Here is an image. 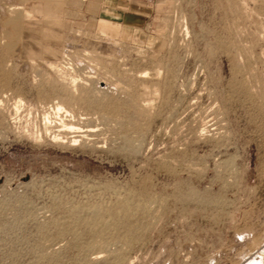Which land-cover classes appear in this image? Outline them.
Wrapping results in <instances>:
<instances>
[{"label": "rangeland", "instance_id": "374dc122", "mask_svg": "<svg viewBox=\"0 0 264 264\" xmlns=\"http://www.w3.org/2000/svg\"><path fill=\"white\" fill-rule=\"evenodd\" d=\"M0 264H264V0H0Z\"/></svg>", "mask_w": 264, "mask_h": 264}, {"label": "bare ground", "instance_id": "6f19581e", "mask_svg": "<svg viewBox=\"0 0 264 264\" xmlns=\"http://www.w3.org/2000/svg\"><path fill=\"white\" fill-rule=\"evenodd\" d=\"M51 52V51H50ZM33 55V54H32ZM32 55L30 56L31 57V59H33L34 57H32ZM52 55H53V53H52ZM34 56V55H33ZM46 58V57H45ZM52 58V57H51ZM53 58H54V56H53ZM49 59V58H48ZM55 60V59H54ZM47 64L48 65H52V66H54L53 65V61H51V60H49V61H47ZM55 67V66H54ZM70 69V68H69ZM60 70V69H59ZM22 99L19 101V102H21L22 103ZM53 104V103H52ZM54 110H55V114L57 113L58 115L59 114H65V115H68V113H69V111L70 110H68V108H66V106L65 105H62L61 103H55L53 106H51ZM62 117V116H61ZM48 120H49V118L50 117H46ZM46 120V119H45ZM62 121V120H61ZM65 121V120H64ZM63 121V123H62V125L65 127V126H69V127H74V125L73 124H71V123H69V122H64ZM53 137L55 138V139H62L63 137H61V136H59V134H54L53 135ZM63 140V139H62ZM74 141H76V139H74Z\"/></svg>", "mask_w": 264, "mask_h": 264}, {"label": "crops", "instance_id": "0c3cea01", "mask_svg": "<svg viewBox=\"0 0 264 264\" xmlns=\"http://www.w3.org/2000/svg\"><path fill=\"white\" fill-rule=\"evenodd\" d=\"M118 1H119V0H118ZM128 1H133V0H128ZM124 15H126V13H125ZM94 16H98V15L94 14Z\"/></svg>", "mask_w": 264, "mask_h": 264}]
</instances>
